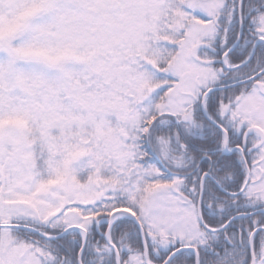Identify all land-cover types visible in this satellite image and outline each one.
<instances>
[{
    "label": "snow or ice",
    "instance_id": "snow-or-ice-1",
    "mask_svg": "<svg viewBox=\"0 0 264 264\" xmlns=\"http://www.w3.org/2000/svg\"><path fill=\"white\" fill-rule=\"evenodd\" d=\"M0 264H264V0H0Z\"/></svg>",
    "mask_w": 264,
    "mask_h": 264
}]
</instances>
